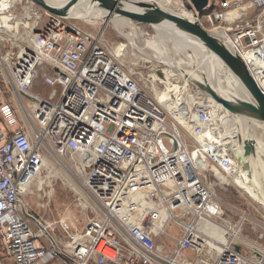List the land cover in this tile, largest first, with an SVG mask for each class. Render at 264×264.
Listing matches in <instances>:
<instances>
[{
    "label": "built area",
    "instance_id": "2783aa9c",
    "mask_svg": "<svg viewBox=\"0 0 264 264\" xmlns=\"http://www.w3.org/2000/svg\"><path fill=\"white\" fill-rule=\"evenodd\" d=\"M12 1L0 0V244L13 262L264 264V251L258 256L222 245L221 252L213 247V257L207 252L222 229L231 238L239 235L226 221L210 173L232 183L239 167L206 94L190 82L175 87V99L189 102L186 139L180 118L100 37L31 0ZM17 3L30 10L23 16L33 23L18 19ZM201 17L232 44L264 92V0H209ZM22 27L26 42L19 37ZM41 69L47 94L32 90ZM25 97L32 109L23 118L16 101L26 106ZM48 154L75 171L93 200V215L81 230L60 222L66 240L50 233L25 199ZM175 224L178 237L168 232ZM165 235L174 247L158 243ZM80 239L90 242L72 245ZM185 249L198 259L186 258Z\"/></svg>",
    "mask_w": 264,
    "mask_h": 264
},
{
    "label": "rangeland",
    "instance_id": "374dc122",
    "mask_svg": "<svg viewBox=\"0 0 264 264\" xmlns=\"http://www.w3.org/2000/svg\"><path fill=\"white\" fill-rule=\"evenodd\" d=\"M213 1L219 5L221 0ZM181 2H183V6L181 5ZM187 3H189V0H173L171 6L172 9L180 12L183 8L185 10L187 9L185 6ZM23 4L24 3H17L15 6V14L18 16L20 21L33 23L34 19L28 20L24 18V16L29 17L30 10L28 11L27 8L23 6ZM71 15L73 16L72 18L78 22V25L91 32L93 36L100 37L102 45L109 52H111V54L116 55V48L119 44L123 43L126 45L125 55L117 56L119 61L125 65L127 70L134 74V77L152 96L158 99L157 93L164 91L165 88H168L166 83L160 79L164 76L163 70L167 69V66L160 62L153 63L146 60L147 57L152 53L150 51V47H147V42L152 41L155 36H157L156 30L150 27H141L132 21V23L129 24L131 28L126 27L123 28V30L127 34H136V31L142 32V35L136 37L138 41L134 38V46L125 36H123V34H120L114 28V25L111 21L112 18L98 20L96 23L90 24L77 18L73 14ZM45 20V18L41 20L40 24H42L43 21L45 22ZM199 20H201L200 23L211 34L212 31L209 30L214 29V27L209 22H206L202 17ZM20 32L21 33L19 34V37H21L23 41L26 42L28 39V33H26L24 27L21 28ZM137 46H139V48ZM154 74H156L158 77L153 76ZM43 76L44 69H41L32 90L47 94L51 89L50 87L44 86L42 84ZM174 81V84L178 85H181L185 82L181 78H177ZM191 83L192 82H190V84ZM189 86L192 87V84ZM201 91L204 94L207 93L206 91ZM16 102L18 103L17 107L20 109V111H22L20 112V115L23 118L28 116V114L30 115L32 108L28 106L30 102L27 97H25L23 101L26 106L21 105L20 101ZM186 105L187 103L185 104V107ZM220 105L221 107L219 112H221L222 109V104ZM21 106L25 107V109H23ZM169 112L173 114V112ZM171 118L174 119L173 115H171ZM259 131L262 130L259 129ZM181 132L184 138H189V134L185 128H181ZM47 157L49 164L44 165L41 173L39 174L42 179L41 189H38L36 185H33L31 194L27 195L25 199L31 206L30 210H33L39 219H41V221L43 220L42 222L45 221L49 224L50 227L48 231L56 235L58 239L62 238L66 240V237L64 236L65 232H62L60 222L68 221L74 231L81 230L87 221V217L93 215L91 208L93 205V200L85 191L84 187H82L80 184V178L74 170L67 168L64 163L56 161L51 154H48ZM257 165H259L258 175H260L258 187L264 190V155H262L261 158L257 160ZM210 177L212 189L214 190L217 198L220 200V203L225 211L227 223L233 228L239 230V235L236 236L237 238L232 237L231 240L234 243L241 244V248H243V252L245 253L251 249V251H253L255 254H260L263 252L264 201L253 198L244 188L241 186L239 187L235 182L223 184L219 179V182L216 181V177H214L212 173H210ZM78 202H82L84 204L86 203L89 209L84 210L82 206L78 204ZM30 224L34 226L33 222H30ZM223 225H225V223H223ZM34 227L38 229L37 226ZM168 232L173 236H180V232L178 231L176 224L173 225V227L168 228ZM220 235L222 237L225 236L223 233ZM173 242V239L167 235L161 237L158 241L161 246H168L167 248L174 247L175 244ZM219 245L222 246V244ZM215 253L216 251L213 248L209 252V254H211L210 256L212 257ZM184 254V256L191 261H196L198 259L194 253H189V249H185ZM0 264H15L8 253L2 249L1 244Z\"/></svg>",
    "mask_w": 264,
    "mask_h": 264
},
{
    "label": "bare ground",
    "instance_id": "6f19581e",
    "mask_svg": "<svg viewBox=\"0 0 264 264\" xmlns=\"http://www.w3.org/2000/svg\"><path fill=\"white\" fill-rule=\"evenodd\" d=\"M9 1L11 4L13 3L12 0ZM52 1L57 3V0ZM98 1L105 5L106 9L112 13H120L121 9H137L133 3L135 0ZM141 1L159 2L158 4L164 9H169L174 13L178 12L172 9L171 5L173 0ZM181 5L183 6V2H181ZM92 6L93 4L89 3L88 5L84 6V9L76 10V8H74L70 10L69 15L73 14L77 18L90 24L107 18L104 12L91 10ZM3 9H6V7ZM180 12L190 13L184 8ZM111 21L114 25V28L120 34H123V36H125L133 45L135 44L134 38L137 39L136 37L142 35V32L138 31L135 32L136 34H127L124 32L123 28H131L129 24H131L132 21L128 18H114L111 19ZM175 22L179 25H188L187 22L182 18H178ZM19 24L20 21H18V25L13 24V26L18 28ZM9 27H12V24L9 25ZM209 31H212L213 33L211 32V34L215 36H219L220 34L215 28L212 30L210 29ZM137 47L139 48V46ZM147 47H150V51L152 53L147 57L146 60L153 63L160 62L167 66V69L163 70L164 76L160 79L166 83L167 87L170 88L171 91H174V93L168 92L167 89L160 91L157 93L158 99L169 111L173 112L178 118H180L181 124L184 128L188 130L190 129L189 123L186 121L188 113L186 110H184L185 104L189 102L187 101V98L183 96H178L175 99V87L177 84H174V80L177 78H181L185 82L210 85L220 96L229 99L233 103H239L241 100H248L255 104L258 103V99L255 97V95L249 89H247L245 85H243V83L225 66V64L215 53L211 52L205 46L200 38L189 36L183 32L175 30V27L170 23H165L157 29V36H155L152 41L147 42ZM125 49L126 45L123 43L119 44L116 48V56L125 55ZM153 76L158 77L156 74ZM206 96L207 101L213 106L211 108L212 116L219 117L223 122L224 128L218 129L220 131L219 133H221L220 137L228 136V140L231 141L235 139L236 136H239L242 138V140L250 138L257 142L256 153L258 157L255 161L253 176H248V171L242 170V173L234 174L232 177L234 178L235 182L244 188L253 198L264 201V190L258 187L259 177L257 176V169L259 168V165H257V160L261 158V155H264V137L258 135L259 133L257 134L258 137H255L251 129V127L255 125L263 132V121L256 114L250 111L243 110L240 113H232L225 109L223 105L221 112H219L221 103L216 101L210 94H207ZM223 129L224 131L221 132ZM214 137L218 140L221 139L217 134H215ZM250 161L253 163V158ZM48 164V160H45L44 165ZM217 177L223 183L228 182L227 177L223 173H217ZM41 184L42 179L38 174L35 178L34 185H36L38 189H41ZM84 207H86L85 204ZM222 231V233L225 235V229H222ZM217 237L218 242H208V244L211 245L212 248L214 247L216 251L221 252L224 249V245L230 246L234 243L229 236L225 235L222 237L221 235H218ZM219 244H222L223 246H220Z\"/></svg>",
    "mask_w": 264,
    "mask_h": 264
},
{
    "label": "water",
    "instance_id": "95a60500",
    "mask_svg": "<svg viewBox=\"0 0 264 264\" xmlns=\"http://www.w3.org/2000/svg\"><path fill=\"white\" fill-rule=\"evenodd\" d=\"M38 6H41L49 11L62 15L70 16V10L84 9L85 5L92 3L91 10L104 12L107 18H128L141 27H150L157 31V29L165 23H170L175 27V30L183 32L192 37H198L205 44V46L213 53H215L225 66L249 89L258 99V103H252L248 100H241L239 103H233L229 99L220 96L210 85L201 83H193L201 90L206 91L216 101L220 102L225 109L232 113H240L243 110L250 111L256 114L264 123V92L261 91L257 82L251 75L246 63L242 57L236 52L235 48L229 42L220 37L210 34L207 29L200 23L199 17L202 15L204 8L209 4V0H189L185 4L187 10L191 13L171 12L161 7L157 2L139 1L135 0L133 3L137 9H121L120 13H112L108 11L98 0H57L54 3L52 0H32ZM158 1V0H157ZM139 8V9H138ZM178 18L184 19L188 25H179L175 21ZM176 23V24H175ZM231 151L237 159L239 167V174L242 170L248 171V176H253L255 168L254 161L257 156V142L254 139L246 138L242 140L241 137L236 136L233 141L229 143ZM253 158V163L250 161ZM89 239L72 240V245H79L80 243H89ZM231 248L236 251H241V244L233 243ZM212 247L208 248V252ZM250 254H254L253 251ZM259 256L260 254L257 253Z\"/></svg>",
    "mask_w": 264,
    "mask_h": 264
},
{
    "label": "crops",
    "instance_id": "0c3cea01",
    "mask_svg": "<svg viewBox=\"0 0 264 264\" xmlns=\"http://www.w3.org/2000/svg\"><path fill=\"white\" fill-rule=\"evenodd\" d=\"M251 129H252V131H253V135L255 136V137H258L257 136V134L259 133V135H261V136H263L264 137V133L262 132V131H259V128L257 127V126H255V125H253L252 127H251ZM235 135H236V133H235ZM262 156V155H261ZM259 169V168H258ZM258 169H257V176L259 177L260 175H258ZM175 237H178V236H175ZM235 238H237V237H235ZM237 240H239V239H237ZM242 250H243V248H241ZM194 253L196 256H198V254L197 253H195V252H193L192 250H190L189 249V253ZM208 252V251H207ZM185 255V254H184Z\"/></svg>",
    "mask_w": 264,
    "mask_h": 264
}]
</instances>
